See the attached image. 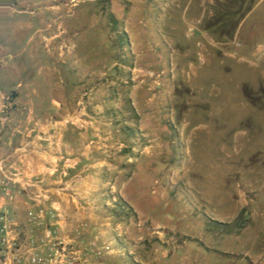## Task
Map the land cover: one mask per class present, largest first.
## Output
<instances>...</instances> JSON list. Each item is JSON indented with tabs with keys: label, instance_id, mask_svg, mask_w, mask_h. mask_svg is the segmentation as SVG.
Wrapping results in <instances>:
<instances>
[{
	"label": "rangeland",
	"instance_id": "1",
	"mask_svg": "<svg viewBox=\"0 0 264 264\" xmlns=\"http://www.w3.org/2000/svg\"><path fill=\"white\" fill-rule=\"evenodd\" d=\"M229 2L0 0V135L107 122L46 174L99 264H264V0Z\"/></svg>",
	"mask_w": 264,
	"mask_h": 264
},
{
	"label": "built area",
	"instance_id": "2",
	"mask_svg": "<svg viewBox=\"0 0 264 264\" xmlns=\"http://www.w3.org/2000/svg\"><path fill=\"white\" fill-rule=\"evenodd\" d=\"M17 192L12 182L0 181L4 199L0 204V264H99L111 253L110 243L92 234L87 221L65 232L57 223L62 213L45 207L36 197H30L33 203L21 220L13 205Z\"/></svg>",
	"mask_w": 264,
	"mask_h": 264
},
{
	"label": "crops",
	"instance_id": "3",
	"mask_svg": "<svg viewBox=\"0 0 264 264\" xmlns=\"http://www.w3.org/2000/svg\"><path fill=\"white\" fill-rule=\"evenodd\" d=\"M229 1L234 6L233 10L235 8L238 10L237 3L240 0ZM185 12L187 13V10ZM202 32L206 34L205 30ZM227 33L226 30H223L219 35L225 37ZM262 48L264 53V46ZM260 59L264 65V54ZM84 121L87 123V126L81 130H78L77 127L68 123L60 122L56 125L54 124L53 126L58 132L57 135H51L50 131H47L43 135H0V181H10L12 182V186L18 190L13 205L21 220H24L26 209L33 203L30 197H36L38 202H41L45 207H55L62 213L63 216L57 223L63 227L65 232H70L74 226L64 220V213L71 210V208L70 210H66L69 207L68 204H64L59 199L54 198L51 193H48L46 186L52 180L46 174L51 173L57 165V160L67 155V153L76 152L80 154L82 157L81 162L87 159V163L90 165L89 160L91 159V154L89 142L92 136L91 134L100 135L102 131L105 133L107 130V122ZM68 125L72 127H68ZM89 125L99 132L92 131ZM46 128H43V130H46ZM33 177H38L39 179L33 180ZM18 180L20 184L24 185V189L19 188L20 184L15 182ZM3 202L4 199L0 195V204ZM71 211L73 212V210Z\"/></svg>",
	"mask_w": 264,
	"mask_h": 264
}]
</instances>
